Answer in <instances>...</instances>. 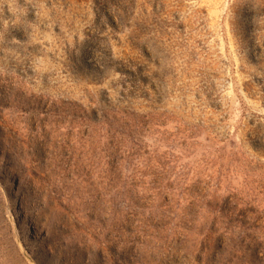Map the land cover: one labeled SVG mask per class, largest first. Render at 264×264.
Listing matches in <instances>:
<instances>
[{"label": "rangeland", "instance_id": "1", "mask_svg": "<svg viewBox=\"0 0 264 264\" xmlns=\"http://www.w3.org/2000/svg\"><path fill=\"white\" fill-rule=\"evenodd\" d=\"M0 264H264V0H0Z\"/></svg>", "mask_w": 264, "mask_h": 264}, {"label": "bare ground", "instance_id": "2", "mask_svg": "<svg viewBox=\"0 0 264 264\" xmlns=\"http://www.w3.org/2000/svg\"><path fill=\"white\" fill-rule=\"evenodd\" d=\"M4 170V169H3ZM8 171V170H7ZM2 172V171H1ZM6 172V171H5ZM4 174V173H3ZM7 174V173H6ZM9 174V173H8ZM14 180V179H13ZM15 182V181H14ZM12 183V182H11ZM16 183V182H15ZM16 186V185H15ZM13 189V188H12ZM18 211V210H17ZM19 213V212H18ZM24 215V214H23ZM27 217V216H26ZM30 219V218H29ZM26 221H28V220H26ZM29 222V221H28ZM22 224V223H21ZM30 224H31V222H30ZM29 224V225H30ZM33 225V231L36 229V227H34V223L32 224ZM32 231V232H33ZM37 236V235H36ZM38 238V237H37Z\"/></svg>", "mask_w": 264, "mask_h": 264}]
</instances>
